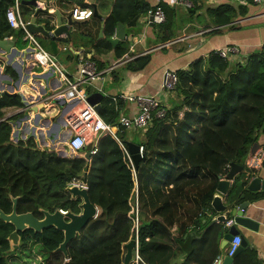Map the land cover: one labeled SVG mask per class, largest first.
Instances as JSON below:
<instances>
[{"label": "trees", "instance_id": "1", "mask_svg": "<svg viewBox=\"0 0 264 264\" xmlns=\"http://www.w3.org/2000/svg\"><path fill=\"white\" fill-rule=\"evenodd\" d=\"M78 1L82 7H92L84 0ZM197 1L192 0L191 10H197ZM230 6L211 10L215 22H230L233 16ZM151 8L154 7L145 0L117 1L113 15L105 22V37L95 56L113 49L110 39L116 34L118 22L133 24ZM165 11L166 22L154 25L164 33L163 43L175 36L163 29L172 30L173 26L171 12ZM245 12L243 9L242 13ZM13 31L6 17L5 21L0 20V34ZM116 50L121 57L127 47L118 44ZM95 58L92 59L98 64ZM138 59L140 68L149 60ZM231 64V60L213 52L195 61L189 69L178 71L179 82L172 92L176 93V100L164 118L155 116L143 130L144 138L139 140V146H144L145 158L136 173L139 254L145 264H213L221 253L220 242L226 227L221 222L210 226L213 221L210 213H214L212 201L220 177L228 174L232 163L246 169V158L261 131L264 132V48L248 56L244 63ZM7 71L15 77L10 67ZM15 104L22 106L19 96L2 93L0 119L5 117L3 109ZM99 114L105 122L118 124L119 111L111 98L104 99ZM126 132L118 130L120 142L110 134L102 137L97 144L98 152L88 160L86 155L94 145L90 143L77 155L69 146L70 133L55 141L60 146L57 152H46L30 141L16 138L11 120L0 124L2 210L11 212L13 198L18 197V212L32 211L38 218L43 217L40 208L79 213L81 199H72L66 188L84 174L89 197L99 208L98 215L82 234L68 244V258L57 251L64 233L54 226L42 232L33 229L20 232L21 243L11 251L8 237L14 226L0 218V264H12L10 256H17L20 249L30 253L31 249H37L34 258L41 257L39 264L123 263L125 244L136 236L130 216L134 172L122 146L128 149ZM237 176L232 189L235 196L239 190H245L247 175L244 171ZM178 259L181 261L177 262Z\"/></svg>", "mask_w": 264, "mask_h": 264}, {"label": "crops", "instance_id": "2", "mask_svg": "<svg viewBox=\"0 0 264 264\" xmlns=\"http://www.w3.org/2000/svg\"><path fill=\"white\" fill-rule=\"evenodd\" d=\"M20 1L19 12L21 16L29 22L34 18L36 8L33 5L22 3V1L25 0ZM84 1L92 6L90 8H93L94 12L97 9L98 14L102 18L93 15V17L88 20L80 21L79 25H75L71 28V39H68L65 34L57 37V53L52 49L51 39L46 38L40 33L35 34V36L48 53L54 54L59 59V53L61 52L62 64L73 75L78 73L85 58L96 57L95 59L98 61L97 68L101 71H105L127 53L135 56L134 60L122 66H118L105 74L104 79L97 80L93 84L87 86L90 94L101 92L100 90H102L104 97L101 100V104L105 98L125 93L155 96L164 105L171 107L173 100L177 98L175 97L176 93L166 94L161 90L164 72L167 69L174 70L175 72L187 70L195 61L206 58L213 52L226 49L230 46L240 49V54L231 60V65H236L237 63H244L248 56L260 51L264 45V0H198L196 6L199 7L197 10H191V7H186L184 4L180 3V0H145L151 7L160 6L164 11L168 9L171 12L170 16L172 15L173 18L177 14H184L189 18L185 29H178V34H175L170 41L178 38H182V40L159 50H153L156 46L164 44L161 42L164 33L159 32L157 26H154L157 24L147 25L144 18L146 14H144L139 16L133 24L127 23L125 25L127 39L118 43L122 44L123 47H127V52L123 56L120 57L117 54L116 46L118 44L113 45L112 50L95 56L97 46H99L102 39L105 37V22L108 17L113 15L115 4L119 0ZM183 1L191 2L193 5L192 0ZM13 2L14 0H0V20L3 19V21H5L7 8L12 5ZM37 4L43 10L37 17V25L54 21L56 19V11H59L60 14L65 17L74 6H83L78 0H37ZM93 4H96V8ZM226 5H231L228 9L230 13L233 14L232 19L226 24H219L215 22L217 19L211 10L213 8L222 9ZM243 9L246 10L245 13H242ZM173 10H176V14L174 13L175 15L173 14V12H175ZM197 13L204 20L203 22H197ZM223 17L224 15L219 17L218 20H221ZM172 21H174V19H172ZM163 29H165V33H174L173 26L171 28L172 30H170L169 27ZM213 29L215 30L211 32ZM203 30H206V32L202 35H196ZM112 38H114V36ZM5 39H8V42H10L9 45L19 50V56H17L16 59L20 60L25 66L24 72L31 78L22 82L19 87L16 86L15 82L18 78V74L12 66L6 65V59H4L3 63L0 64V89L2 93L8 92L15 97L19 96V98H21L20 93H23L30 103L39 107V111L44 114L45 118L43 123L37 127L36 137H30L32 122L29 121V123H24L20 136L16 138L30 141L41 151L57 152L60 146L56 145L55 141L62 140L63 134L66 135V133H70L71 135L74 133L73 129L70 127L71 125H68L72 124L75 128L77 127L79 131L84 129L90 143L93 145L98 144L99 140L104 137L106 133L103 132L101 122H96V120L93 122L91 119L87 125H84V121H82V116L80 115L81 103L75 101L66 106H60L57 102L47 99L52 92L60 89L64 85V82L58 74L52 75L49 79L40 78L38 76L48 71L47 69L34 65L33 53L35 48L30 42L24 40L23 31L14 29L11 33L5 32L3 35L0 34V40ZM24 52L25 57L22 58ZM0 53H4L1 47ZM139 57L149 58L148 63L144 67L140 68L141 61L138 59ZM137 59L138 61H136ZM7 67L11 68L15 77L11 72L7 71ZM5 81L11 82V84ZM121 103V112L124 115L131 116L138 112L137 104L130 102ZM22 107L23 104L22 106L15 104L3 109L5 118L11 120L14 126V136L16 130L14 121L18 117L23 116L24 113H18L19 109H22ZM32 117L33 112L30 113V118ZM54 119L58 120L63 127V131L59 136L60 138L55 141L46 134V128ZM143 132L140 130H129L124 134L128 142L139 145V140L144 138ZM134 133H140V139L135 138ZM258 142L260 145H264V132L262 131ZM257 172L264 176V167H261ZM242 193H247L246 199L252 198L250 192L242 189L237 192L238 195ZM252 207V214L260 223L259 229L256 231L241 227L240 235L246 241V246L237 255L232 264H235V261L238 259L239 262L237 264H264V199L259 200L253 204ZM213 209L214 213H210L213 215L212 222L222 214L217 212L214 207ZM230 219H232V217ZM214 224L216 223L210 226ZM222 243L223 239L220 242L221 252L225 248H221ZM180 261V259L177 260V262Z\"/></svg>", "mask_w": 264, "mask_h": 264}, {"label": "water", "instance_id": "3", "mask_svg": "<svg viewBox=\"0 0 264 264\" xmlns=\"http://www.w3.org/2000/svg\"><path fill=\"white\" fill-rule=\"evenodd\" d=\"M13 1V0H11ZM22 3L30 4L35 6L36 12L34 18L29 21L27 24V30L32 34L40 33L46 38L51 39L52 49L55 53L58 52V44L56 38L65 34L68 39L72 38L71 28L75 25H79L80 21H76L72 18V14L69 13L67 16H62L59 11L55 12L56 19L52 22H44L41 25H37V17L40 12L43 10L38 6L37 0H25ZM96 8V4H93ZM95 16L102 18L97 9L94 12ZM152 25L154 23H151ZM53 27V28H51ZM127 39L126 26L120 22L117 23V34L116 37L110 39L113 45L118 44L122 40ZM8 39L0 40V47L2 48L4 53H0V64L3 63V60L6 59V65L12 66L18 74V78L16 80V86H20L22 82H25L27 79L31 78L29 75H26L24 72V65L20 60L16 59L19 53V50L9 45ZM25 57V52L22 54V58ZM52 70H48L47 73H43L38 75L40 78L49 79L52 75H56V73H52ZM6 82V81H5ZM11 84V82H6ZM22 98V104L25 107V112L23 116L18 117L14 121V125L16 127L15 137H19L21 134V130L24 126V123L31 121V136L36 137L37 127H39L44 118V114H42L37 105L30 103L26 96L23 93H20ZM104 97L102 92L91 93L88 97V101L95 106L96 111L99 113L102 104L101 100ZM60 106L68 105L65 100H60L57 102ZM33 112V117L30 118V113ZM63 131L62 124L54 119L52 123L46 128V134L53 141L59 139L61 132ZM128 150L131 155V158L137 168L140 162L145 158V156L139 153V145L133 142H128ZM260 146L259 142H256L251 148L252 152H255L256 149ZM86 158L89 160L91 158V153L88 152ZM262 167H264V161L262 163ZM246 172V185L245 191L250 192L252 198L246 199L247 193H242L240 195L235 196L232 189L234 186V182L236 176L240 172ZM78 179H85L86 174L82 176H78ZM66 190L71 194L72 199H81L80 208L81 211L79 213L73 212L72 210H68L67 213H62L60 208H57L54 212H50L49 210L40 208V211L43 214L42 218H38L34 215L32 211L19 213L17 210L18 206V197L13 198V208L12 211L6 213L4 210L0 208V218L7 222L11 223L14 226V230L8 237L10 242L11 251L20 245L21 243V235L20 232H23L27 229H33L35 232H42L44 229L49 227H56L57 229L63 231L64 233V241L57 248V251H61L68 258V244L77 238L78 235H81L85 227L88 223L94 219L99 212L98 207L92 203L87 187H80L78 184H73L68 186ZM264 176L262 174H258L257 171L249 172L247 169H244L243 166L238 165L236 163H232L228 174L220 177V181L217 187V191L214 194V198L212 201V206L219 213H222L217 217V219L212 222L217 223H226L228 217H232L233 224L229 227H226V233L224 234L223 243L221 248H224L228 242H230L235 235H240L241 227L247 228L250 230L259 229V221L253 216V207L252 205L258 202L261 199H264ZM225 200V201H224ZM226 213V214H224ZM210 224V225H211ZM136 241L135 239L130 240L125 244V254L122 264H130L133 251L135 249ZM246 246V241L242 240L240 248L238 252L232 256H227L224 259V264H232L237 257V255L243 250Z\"/></svg>", "mask_w": 264, "mask_h": 264}, {"label": "built area", "instance_id": "4", "mask_svg": "<svg viewBox=\"0 0 264 264\" xmlns=\"http://www.w3.org/2000/svg\"><path fill=\"white\" fill-rule=\"evenodd\" d=\"M180 3L184 4L186 7L192 6V3L188 1L180 0ZM20 4H21L20 0H14L13 4L7 8L6 18L8 20V23L13 29L22 30L24 34L23 35L24 40L30 42L34 46L35 48L33 53L34 65L47 69V71L48 70H52L53 72L55 71V73L58 74L64 82V85L60 89L52 92V94L48 96L47 98L48 100H52L54 102L65 100L67 104L78 101L79 103H81L82 106L80 109L81 110L80 115L82 116V121H84V125H87V123H89L91 119L93 120V122L95 120L96 122L97 121L101 122L103 132H105L106 135L108 134L112 135L119 142L120 140L117 135L118 130H124V131L135 130V129L146 130L151 125L155 116L159 118H164L167 115V109L169 107L167 105H164L155 96L120 93L118 95L110 97L116 104V110L119 111L118 124L113 125L111 123L105 122L100 116V114L96 111L95 106L88 101L90 92L88 91L87 86L93 84L97 80L104 79L105 74L114 70L118 66H122L134 60L135 56L127 53L121 59H119V61L115 62V64L112 67H110L108 70L105 71L99 70L97 68L96 62L92 58H85V60L82 62L78 70V73L76 75H73L57 59V57L54 54L48 53L42 47L40 41L37 39V37L34 34L30 33L27 30V24L29 22L26 21L21 16L19 12ZM70 13L72 14V18L74 20L84 21L93 17L94 10L93 8L90 7H82L76 5L70 10ZM144 18L146 20L147 25L151 23L163 24L167 20L165 11L160 6L148 10ZM205 32L206 30H203L196 35H202ZM114 37H116V34L114 35ZM180 40H182V38H178L173 41H167L164 44H160L159 46H156L153 50H159ZM216 52L223 58L232 60L234 59L235 56H238L240 54V49L238 47L230 46L227 47L226 49L219 50ZM178 82H179L178 73L175 72L174 70L167 69L164 72V79L161 85V90L166 94L172 93L176 89ZM100 91L102 92V90ZM1 95H2V91L0 89V96ZM121 102H130L137 104L138 112H136L131 116L124 115L121 112L122 111ZM24 112H25V107L23 106L22 109H19L18 113H24ZM180 115L183 116V112H180ZM5 120H9V119L5 117L1 118L0 124ZM68 125H71L70 127L74 131V133H72L69 137V146L73 153L77 155L81 154L90 143L89 138L86 132L84 131V129H81L79 131L77 127L75 128L74 125L72 124H68ZM122 146L126 151V154L129 159V164L133 169L134 172L133 178L135 182V188L133 190L134 203H133V209L130 212V216L134 222V230L136 233L134 239L136 241V245L133 251V256L130 264H142L144 263V261L142 260L139 254V237H138L139 221H140L139 189H138L136 167L131 158L129 150L125 148L123 144ZM97 152H98V145L96 144L90 150V153L91 155H95ZM139 153L142 156L144 155V146H139ZM263 161H264V145H260L255 152H250L248 157L246 158L245 161L246 169L249 172L258 171L262 167ZM73 184H78L80 187H87L86 182L83 179L75 178L73 179L72 182L69 183L68 186H71ZM61 211L64 214L68 212V210L65 209H61ZM232 224H233V220L229 219L225 223V227H229ZM242 240L243 238L241 235H235L233 239L230 242H228V244L225 246L223 251L217 255V257L213 261V264H224V259L227 256L229 257L234 256L238 252Z\"/></svg>", "mask_w": 264, "mask_h": 264}, {"label": "rangeland", "instance_id": "5", "mask_svg": "<svg viewBox=\"0 0 264 264\" xmlns=\"http://www.w3.org/2000/svg\"><path fill=\"white\" fill-rule=\"evenodd\" d=\"M196 18H197V22H203L204 20L200 17V15L197 13L196 14ZM174 21H173V31H174V34H178V29H185V27L187 26L188 24V17L184 14H177L174 18ZM195 29V28H194ZM24 35V34H23ZM61 52L59 53V61H61ZM61 63H63L61 61ZM137 130H140L143 132L142 129H137ZM136 131V129L134 130ZM127 133V132H126ZM141 134L140 133H134V136L135 138L137 139H140V136ZM32 253H30V250H22L20 249L18 252H17V256L15 255H11V259H12V264H39L40 261H41V257H36V259L34 258L35 257V252H37V249H31ZM33 260H35V262H33Z\"/></svg>", "mask_w": 264, "mask_h": 264}]
</instances>
